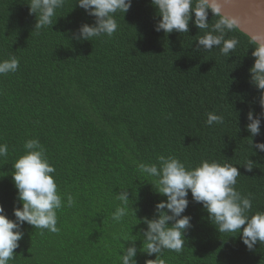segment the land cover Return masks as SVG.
<instances>
[{
  "label": "trees",
  "instance_id": "16d2710c",
  "mask_svg": "<svg viewBox=\"0 0 264 264\" xmlns=\"http://www.w3.org/2000/svg\"><path fill=\"white\" fill-rule=\"evenodd\" d=\"M75 2L67 0L56 24L37 34L28 0H0V60L19 61L15 73L0 75V144L8 145L0 157V205L14 219L12 165L29 139L46 150L63 205L57 232L24 225L9 264H120L136 221L112 220L115 193L129 189L132 203L138 195V218L151 217L164 198L137 164L157 163L161 155L189 168L202 160L241 167L235 187L252 200L248 215L264 212V153L255 156L244 130L247 112L261 111L249 82L257 44L234 27L225 38L239 43L228 56L219 48L196 50L204 30L190 24L188 33H156L151 0H133L125 15L116 13L111 37L77 42L69 30L94 18ZM221 17L209 11L210 29ZM210 112L223 123L207 125ZM261 132L255 141H264V122ZM250 158L256 164L247 172ZM185 215L195 227L180 252L165 250L167 264H264V243L249 251L239 233H218L198 204ZM154 258L137 254L138 264Z\"/></svg>",
  "mask_w": 264,
  "mask_h": 264
},
{
  "label": "clouds",
  "instance_id": "9594fccd",
  "mask_svg": "<svg viewBox=\"0 0 264 264\" xmlns=\"http://www.w3.org/2000/svg\"><path fill=\"white\" fill-rule=\"evenodd\" d=\"M67 0H28L29 14L35 16L34 31L56 24L58 10ZM133 0H76L75 6L94 18L93 23H82L75 31L69 30V38L77 42L90 41L102 36L111 37L118 30L116 13L124 15L130 10ZM156 9L153 30L165 34L188 33L190 24L204 35L196 39V50L212 51L219 48L220 54L228 56L239 41L225 38L226 30L235 27V21L221 17L210 29L208 14L220 16L217 0H151ZM194 16V19H193ZM251 55L254 59L249 69L250 84L259 91V113L250 109L245 117V131L249 133L251 148L255 153H264V141H255L261 136L264 122V43L258 44ZM19 61L15 56L0 60V75L15 73ZM240 115V114H239ZM238 115V117H239ZM223 116L207 114V125L222 124ZM237 124L239 119L237 118ZM239 129V128H238ZM25 152L12 165L11 174L16 189V204L10 219L0 205V264H9L16 256L24 237V225L57 232V210L61 209L62 197L54 179L55 168L50 164L46 150L38 139H29L24 144ZM8 155V145L0 144V157ZM256 163L250 158L243 168L252 172ZM138 171L152 178V190L163 197L155 204L151 217L138 218L140 209L132 203V192L123 189L115 193L119 201L112 220L120 224L131 216L136 221L132 235L119 256L120 264H138V252L154 259H145L144 264H167L165 250L180 252L190 231L195 227L193 217L185 215L190 203L198 204L207 213V220L215 225L218 233H239V239L249 251L258 243H264V212L248 215L252 200L243 196L235 187L240 168L231 163L202 160L196 167H186L175 156H159L157 163H138ZM191 194V201L188 199ZM74 201L67 197V205ZM143 225V227H140ZM136 228L135 234L133 229ZM139 242L140 247H137Z\"/></svg>",
  "mask_w": 264,
  "mask_h": 264
},
{
  "label": "water",
  "instance_id": "95a60500",
  "mask_svg": "<svg viewBox=\"0 0 264 264\" xmlns=\"http://www.w3.org/2000/svg\"><path fill=\"white\" fill-rule=\"evenodd\" d=\"M220 16L235 21V27L254 43H264V0H217Z\"/></svg>",
  "mask_w": 264,
  "mask_h": 264
}]
</instances>
